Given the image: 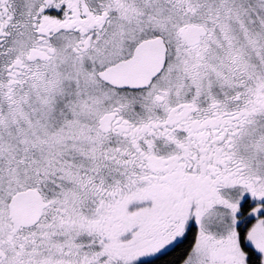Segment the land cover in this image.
Listing matches in <instances>:
<instances>
[{
    "label": "snow or ice",
    "instance_id": "obj_1",
    "mask_svg": "<svg viewBox=\"0 0 264 264\" xmlns=\"http://www.w3.org/2000/svg\"><path fill=\"white\" fill-rule=\"evenodd\" d=\"M0 264H264V0H0Z\"/></svg>",
    "mask_w": 264,
    "mask_h": 264
}]
</instances>
